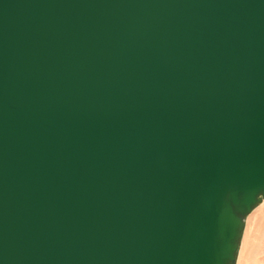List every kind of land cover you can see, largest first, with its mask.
<instances>
[{
    "label": "water",
    "instance_id": "95a60500",
    "mask_svg": "<svg viewBox=\"0 0 264 264\" xmlns=\"http://www.w3.org/2000/svg\"><path fill=\"white\" fill-rule=\"evenodd\" d=\"M264 200V0H0V264H236Z\"/></svg>",
    "mask_w": 264,
    "mask_h": 264
},
{
    "label": "bare ground",
    "instance_id": "6f19581e",
    "mask_svg": "<svg viewBox=\"0 0 264 264\" xmlns=\"http://www.w3.org/2000/svg\"><path fill=\"white\" fill-rule=\"evenodd\" d=\"M237 264H264V200L245 218Z\"/></svg>",
    "mask_w": 264,
    "mask_h": 264
},
{
    "label": "rangeland",
    "instance_id": "374dc122",
    "mask_svg": "<svg viewBox=\"0 0 264 264\" xmlns=\"http://www.w3.org/2000/svg\"><path fill=\"white\" fill-rule=\"evenodd\" d=\"M240 244H241V242H240ZM239 253H240V245H239V248H238L237 258H238ZM236 264H237V259H236Z\"/></svg>",
    "mask_w": 264,
    "mask_h": 264
}]
</instances>
